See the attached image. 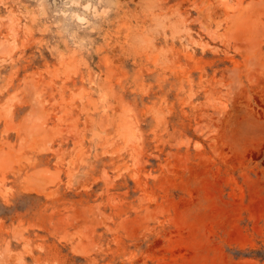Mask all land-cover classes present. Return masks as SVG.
Returning <instances> with one entry per match:
<instances>
[{
	"label": "rangeland",
	"instance_id": "obj_1",
	"mask_svg": "<svg viewBox=\"0 0 264 264\" xmlns=\"http://www.w3.org/2000/svg\"><path fill=\"white\" fill-rule=\"evenodd\" d=\"M2 43L0 264H264V0H0Z\"/></svg>",
	"mask_w": 264,
	"mask_h": 264
},
{
	"label": "bare ground",
	"instance_id": "obj_2",
	"mask_svg": "<svg viewBox=\"0 0 264 264\" xmlns=\"http://www.w3.org/2000/svg\"><path fill=\"white\" fill-rule=\"evenodd\" d=\"M223 1H225V0H223ZM229 7H230V6H229ZM9 44H10V43H9ZM0 46H1L2 48H4V47L7 46V44L2 43ZM38 96H39V95L36 94V98H37V99H38ZM37 101H39V99H38ZM37 105H39V103H37ZM37 107H38V106H37ZM38 109H39V108H38ZM38 111H39V110H38ZM38 116H39V115H38ZM38 116H36V119H37ZM34 118H35V117H34ZM34 118H33V119H34ZM33 119H32V120H33ZM40 119H42V118H39L38 120H40ZM34 121H36V120H34ZM41 121H42V120H41ZM38 122H40V121H38ZM43 124H44V123H43ZM33 125H34V124H33ZM35 125H36V124H35ZM30 128H34V127H31V126H30ZM37 128H38V126H37ZM39 128H40V127H39ZM41 128H42V127H41ZM40 130H42V129H40ZM40 130H39V131H40ZM43 130H44V128H43ZM43 130H42V131H43ZM29 132H31V131H29ZM242 152H243L242 149L236 147V148H235V157H236V158H239V157L241 156ZM6 157H7V155H6ZM233 157H234V156H233ZM235 157H234V159H235ZM1 159H3V158H1ZM8 159H9V158H8ZM8 159H7V160H8ZM7 160H6V161H7ZM6 161L2 160V162H1V161H0V162L3 164V162L6 163ZM258 184H259V183H254L253 186L257 187Z\"/></svg>",
	"mask_w": 264,
	"mask_h": 264
}]
</instances>
